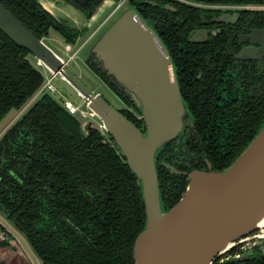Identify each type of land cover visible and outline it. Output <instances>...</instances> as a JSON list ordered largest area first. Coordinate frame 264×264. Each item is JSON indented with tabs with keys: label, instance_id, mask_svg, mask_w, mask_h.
Returning a JSON list of instances; mask_svg holds the SVG:
<instances>
[{
	"label": "water",
	"instance_id": "water-1",
	"mask_svg": "<svg viewBox=\"0 0 264 264\" xmlns=\"http://www.w3.org/2000/svg\"><path fill=\"white\" fill-rule=\"evenodd\" d=\"M115 1L36 0L57 21H65L70 28L83 29L73 45L83 39L93 20ZM86 2H91L88 10L82 7ZM165 7L174 10L172 6ZM82 21L87 25L79 24ZM0 29L15 44L26 48L36 65L53 75L61 74L86 97L80 104L84 114H70L77 118L82 130L84 124L95 119L102 134L112 138L134 174L145 209V224L134 242V264H212L213 258L231 248L238 238L261 228L264 122L227 167L185 173V190L179 200L170 207L163 203L157 157L171 139L182 133L185 124H192L193 118L180 95L172 58L154 23L143 18L131 0H124L110 19L70 57L86 65L104 85L105 89L100 85L92 92L84 90L66 74L67 61L50 42L33 34L1 2ZM195 38L196 35L190 41H200ZM91 57L111 78L109 83L125 92L131 106L90 68L86 61ZM44 94L63 105L53 93L44 90L12 125ZM111 97L119 105L115 106ZM122 108H128L141 120V126L121 113ZM165 166L171 173H180L168 163ZM0 215L19 229L1 202Z\"/></svg>",
	"mask_w": 264,
	"mask_h": 264
},
{
	"label": "trees",
	"instance_id": "trees-1",
	"mask_svg": "<svg viewBox=\"0 0 264 264\" xmlns=\"http://www.w3.org/2000/svg\"><path fill=\"white\" fill-rule=\"evenodd\" d=\"M145 1L131 0V5L154 23L172 58L183 99L198 97L200 84L193 71L202 58L195 57L193 49L186 51L190 46L182 26L173 19L176 13L168 17L163 7ZM166 1L176 3L181 18L197 8L188 3L264 6V0ZM0 2L39 38L53 29L65 42L74 43L83 32L57 21L36 0ZM159 15L164 16L158 22ZM29 54L0 29V121L11 109L22 108L44 83ZM263 122L233 151L229 146L230 156L216 169L227 167ZM197 132L203 133L200 123ZM158 179L161 199L170 207L180 198L185 183L181 182L180 188L173 183L163 185L159 169ZM172 190L177 192L175 197ZM0 202L42 264H134L133 240L145 224L144 203L134 174L112 138L90 124L83 131L77 118L48 94L0 137ZM88 234L94 235L93 239H88Z\"/></svg>",
	"mask_w": 264,
	"mask_h": 264
},
{
	"label": "flooded vegetation",
	"instance_id": "flooded-vegetation-1",
	"mask_svg": "<svg viewBox=\"0 0 264 264\" xmlns=\"http://www.w3.org/2000/svg\"><path fill=\"white\" fill-rule=\"evenodd\" d=\"M175 4L155 0L154 6L163 7L168 17L176 13L173 19L182 26L183 36L190 46L186 51L189 53L193 49L191 53L202 58L193 71V77L200 84L198 97L183 99L177 80L182 100L193 118L192 124H185L182 133L171 139L158 157L159 173L165 180L163 185L173 183L180 188L181 182L186 185L185 173L221 166L230 156L229 146L233 151L240 140L264 119V6L188 3L197 8L191 10L186 18H181ZM90 5L91 2H86L82 7L88 10ZM165 6H172L174 10ZM162 16L159 15L161 20L158 22L163 20ZM220 17L222 19L218 21ZM59 35L65 41V37ZM195 35L200 41H190ZM87 63L127 106L132 105L121 88L108 83L111 78L94 62L93 57ZM122 111L141 125L128 108H122ZM199 123L203 133L197 132ZM87 125L83 131H86ZM165 163L174 166L180 173H171ZM176 194L172 190V196ZM261 230L263 228L238 238L231 248L216 255L212 264H264V234L259 232ZM86 237L93 239L94 235ZM136 237L131 252L133 263Z\"/></svg>",
	"mask_w": 264,
	"mask_h": 264
},
{
	"label": "rangeland",
	"instance_id": "rangeland-1",
	"mask_svg": "<svg viewBox=\"0 0 264 264\" xmlns=\"http://www.w3.org/2000/svg\"><path fill=\"white\" fill-rule=\"evenodd\" d=\"M124 0H117L114 3H110L112 5L107 6L90 24V29L88 30L87 34L83 37V39L77 44L72 45L67 42H65L61 36L57 33V31L51 29L45 39L47 42H50L52 47L56 50L57 53L62 55L64 59L67 61V63L64 66V70L66 74L80 87H82L84 90L92 92L97 87L102 85L101 81L98 80V78L93 74L91 70L87 68V66L79 62L78 60H75L74 58H70L74 52L77 50V48H80L87 40L93 36L112 16V14L115 12L116 8L122 3ZM77 20V19H76ZM86 24L84 21L79 22V24ZM87 25V24H86ZM29 59L33 62L34 59L28 55ZM35 64V62H33ZM87 63V61H86ZM88 64V63H87ZM36 65V64H35ZM37 68L40 70L44 77V82L52 76V74L45 70L44 67L36 65ZM52 84L55 86L57 91L56 94H53L59 101H64L65 99L70 100L72 103L76 104L81 101L82 98L77 93V89L73 84H71L68 80L63 78L61 74L57 73L54 76H52L51 80ZM104 88V85H102ZM105 89V88H104ZM41 88L38 90L37 93L32 96L28 102L19 110L11 109L0 121V137L3 135L5 131L12 125V123L24 112L26 111L31 103L38 98L40 95ZM108 96L107 92H103ZM110 99V98H109ZM110 101L115 105H119V103L111 97ZM95 121V119H94ZM94 121H90L88 124H91L92 126L98 127V130L101 133H104L102 129H100L99 125L95 123ZM84 124L85 126L87 125ZM7 221V220H6ZM8 222V221H7ZM6 225V224H5ZM7 228L9 231H11V236L9 238L13 239L14 241V249L22 252L26 256L27 264H41V261L39 260L38 256L35 254L34 250L30 247L28 242L26 241L25 237L23 236L22 232L17 229L14 225L7 223ZM263 226H261L262 228ZM260 233L264 234V228L263 230L259 231ZM254 239H258L255 237ZM253 240V239H252ZM2 242V241H1ZM26 251V252H25Z\"/></svg>",
	"mask_w": 264,
	"mask_h": 264
},
{
	"label": "crops",
	"instance_id": "crops-1",
	"mask_svg": "<svg viewBox=\"0 0 264 264\" xmlns=\"http://www.w3.org/2000/svg\"><path fill=\"white\" fill-rule=\"evenodd\" d=\"M0 223L7 225L8 222L0 215ZM14 246V241L11 238L6 242L0 241V264H27V255L15 250Z\"/></svg>",
	"mask_w": 264,
	"mask_h": 264
},
{
	"label": "built area",
	"instance_id": "built-area-1",
	"mask_svg": "<svg viewBox=\"0 0 264 264\" xmlns=\"http://www.w3.org/2000/svg\"><path fill=\"white\" fill-rule=\"evenodd\" d=\"M52 76H54V75L52 74ZM52 76L49 77L43 83V85L41 87V91L48 90L51 93L56 94L55 92L57 91V89L55 88V86L51 82ZM77 93L80 96V98H82L80 102L74 104L70 100L65 99L64 101H62V103H63L64 107L69 111V113L75 114L77 112H80V113L84 114L83 111H81V109H80V104L86 97L79 91H77ZM10 236H11V231H9V229L7 228V226L5 224L0 223V241H6L7 239H9Z\"/></svg>",
	"mask_w": 264,
	"mask_h": 264
},
{
	"label": "bare ground",
	"instance_id": "bare-ground-1",
	"mask_svg": "<svg viewBox=\"0 0 264 264\" xmlns=\"http://www.w3.org/2000/svg\"><path fill=\"white\" fill-rule=\"evenodd\" d=\"M259 226H263L264 227V218L259 222Z\"/></svg>",
	"mask_w": 264,
	"mask_h": 264
}]
</instances>
